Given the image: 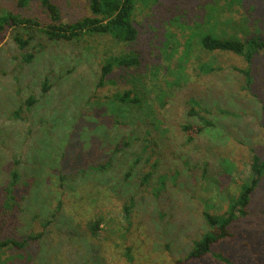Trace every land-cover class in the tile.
I'll use <instances>...</instances> for the list:
<instances>
[{
	"label": "rangeland",
	"instance_id": "374dc122",
	"mask_svg": "<svg viewBox=\"0 0 264 264\" xmlns=\"http://www.w3.org/2000/svg\"><path fill=\"white\" fill-rule=\"evenodd\" d=\"M50 1L64 22L89 14L87 0ZM27 6L0 0V12L48 21L39 0ZM132 22L138 33L129 42L108 34L52 40L37 27L5 30L0 204L16 167L21 208L2 217L0 206V239L42 235L30 258L9 249L1 264H175L209 230L203 211L226 214L251 177L252 155L264 157V48L248 63L200 45L206 32L264 43V0L137 2ZM16 34L31 37L25 48ZM118 56L138 63L113 66L97 87L101 65ZM126 91L141 101L114 99ZM191 101L214 127L187 141L181 126L200 122L189 115ZM248 211L230 224L234 238L212 250L234 264H264V176ZM183 264L225 263L207 255Z\"/></svg>",
	"mask_w": 264,
	"mask_h": 264
},
{
	"label": "trees",
	"instance_id": "16d2710c",
	"mask_svg": "<svg viewBox=\"0 0 264 264\" xmlns=\"http://www.w3.org/2000/svg\"><path fill=\"white\" fill-rule=\"evenodd\" d=\"M41 5L46 8L48 14V21L41 22L39 18L32 16H23L18 13L5 10L0 12V40L5 33V30L13 27H37L46 35L47 38L52 40H73L78 39L85 34H108L111 37L120 41H133L137 37V29L133 25L132 16L137 2L144 4L151 0H87L89 14L82 16L74 21L64 22L61 19L58 7L50 0H39ZM30 0H16L18 7H28ZM13 40L16 42L19 48H25L31 37L21 38L19 35H14ZM200 45L206 51H228L236 55L242 56L248 63L252 59V56L257 52L259 48H264V43L260 39L249 38L247 40H240L234 37L220 38L214 37L212 33L206 32L200 38ZM33 58L32 54H26L24 60L29 62ZM138 63L135 56H118L113 57L105 61L100 67V77L96 84L97 87L103 83V78L110 73L113 66H128L136 65ZM246 76V81L250 82V73L247 69L241 70ZM46 78L43 81V92H46L49 85ZM131 92L126 91L122 95L114 96L115 100L135 102L138 103L141 100L134 96L128 97ZM35 102L31 97L27 100V104L31 106ZM188 102V103H192ZM194 104L190 105L189 115H198L200 122L196 124L186 123L181 126L182 131L185 133L187 141L194 139L196 134L203 133L206 129L214 127L212 120H208L193 110ZM207 112V111H206ZM205 112V113H206ZM224 114L229 116L231 112L225 111ZM12 117L18 118L19 109L12 113ZM264 137V127H263ZM15 163H18L16 160ZM250 179L240 185L237 195L228 204L226 214H212L207 211H203V218L209 226V230L205 232L198 240L193 242L192 248L183 257L175 261V264L189 263L195 259H200L204 256L210 255L213 258L220 260L225 264H234L229 258L225 257L221 253L213 252V246L220 242L230 240L234 238V233L230 229V224L237 218L245 217L248 215V205L250 202V196L255 188L258 186L260 180L264 176V157H260L257 154H253L250 162ZM103 166H96L94 169L102 168ZM10 178L3 186V195L1 200V208L4 217L5 213L13 215L16 211L20 210V202L17 196L16 190L19 182V174L16 167H12L9 171ZM151 173L146 174L142 179V182H146ZM161 180V179H160ZM164 179L160 181L162 185ZM164 186V185H162ZM126 214L129 213L128 206L124 207ZM5 212V213H4ZM8 215V216H9ZM50 221H46L48 225ZM97 224L91 229L95 231ZM95 234V233H93ZM42 233H28L23 238L6 237L0 239V264L2 263V255H7V250L16 249L21 258H30L28 249L37 243Z\"/></svg>",
	"mask_w": 264,
	"mask_h": 264
}]
</instances>
